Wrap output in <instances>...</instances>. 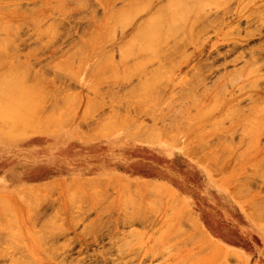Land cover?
Wrapping results in <instances>:
<instances>
[{"label": "rangeland", "instance_id": "1", "mask_svg": "<svg viewBox=\"0 0 264 264\" xmlns=\"http://www.w3.org/2000/svg\"><path fill=\"white\" fill-rule=\"evenodd\" d=\"M190 1L0 0V264H264L263 2Z\"/></svg>", "mask_w": 264, "mask_h": 264}, {"label": "bare ground", "instance_id": "2", "mask_svg": "<svg viewBox=\"0 0 264 264\" xmlns=\"http://www.w3.org/2000/svg\"><path fill=\"white\" fill-rule=\"evenodd\" d=\"M189 1H190V0H189ZM222 1H223V0H222ZM224 1H225V0H224ZM247 1H248V0H247ZM138 2H139V1H138ZM187 2H188V1H187ZM190 2H192V0H191ZM190 2H189L188 4H190ZM248 2H249V1H248ZM262 2H263V3L260 4V5H258V6H254V5H253L254 7H253V6H252V7L249 6L246 10H243V8H245V7H243V8L241 7V8H242V11H239V12L234 13L233 16L230 18L229 22L227 23V26L236 23V25H237V27H238V30L240 29V26H238V25H240V24L242 23V19H243V18H244V22H245V23H244V22H243V23L246 24L247 26L252 25V24H254V23H259L258 25H257V24L255 25V31H253V30H252V31H248V30H247V31H245V35H244V33L242 32L243 35H244L243 39L240 38L239 35H240L241 33L238 32L237 29L233 31V32L235 33V34H234V33H233V34L236 35V36L238 35V37L235 38V40H234L235 42L231 43V44H233V45H231V48H232V49H230L231 52H232V50H236L237 46H238L237 49H239V48H240V44H242V43H241L242 41H244L243 43H246V42H247V43L249 44L250 42H255V41H258V40H260V41L264 40V0H262ZM139 3H140V2H139ZM193 3H195V1H193ZM246 3H247V2H246ZM249 3H250V2H249ZM202 4H204V3H202ZM205 4H206V3H205ZM224 4H225V3H224ZM240 4H241V3H240ZM222 5H223V4H222ZM222 5H221V6H222ZM247 5H248V4H247ZM247 5H246V6H247ZM180 6H181V5H180ZM186 6H188V5H186ZM190 6H191V5H190ZM199 6H200V5H199ZM205 6L207 7V5H205ZM206 7H205V8H206ZM212 7L214 8V6H212ZM218 7H220V6H219V5H216L214 9H217ZM171 8H172V7H171ZM171 8H170V9H171ZM192 8H193V7H192ZM207 8H208V7H207ZM213 8H212V9H213ZM188 9H191V7H190V8L188 7ZM210 9H211V8H210ZM204 10H205V9H204ZM204 10H203V11H204ZM177 11H178V10H177ZM179 11H180V10H179ZM185 11H186V9L183 11L184 13H186L185 15H184V13H183L182 11H180V13H178V14H177V13H175V14H177L178 16H181V15H182L183 18H186L185 16L188 14V12H185ZM187 11H188V10H187ZM189 11H190V10H189ZM208 11H209V8H208ZM210 11H212V10H210ZM210 11H209V12H210ZM214 12H215V11H214ZM247 12H249V13L246 14ZM48 13H49V12H48ZM48 13H47V14H48ZM182 13H183V14H182ZM201 13H202V12H201ZM207 13H208V12H207ZM231 13H233V12H231ZM231 13H230V14H231ZM179 14H180V15H179ZM203 14H204V13H203ZM183 15H184V16H183ZM204 15H206V13H205ZM226 15H227L226 12H221V13H219V11H216L215 13H213V15H212L213 17H212V20H211V21H212V23H213V22L217 23V22H219V21L222 22V19L224 18V16L226 17ZM231 15H232V14H231ZM171 16H173V15H171ZM175 16H176V15H175ZM175 16H174V17H175ZM174 17H173V18H174ZM207 17H208V16L204 17L205 20H204V19H203L202 21H199V20H198V23H199V22L201 23V22L205 21L206 24H207V21H206V20H207ZM168 18H169V17H168ZM175 18H176V17H175ZM199 18H200V17H199ZM226 18H229V17H226ZM226 18H225V19H226ZM170 19H172V18H170ZM201 19H202V18H201ZM210 19H211V17H210ZM225 19H224V20H225ZM180 20H181V19H180ZM208 20H209V19H208ZM164 21H165V19H164ZM167 21H168V20H167ZM182 21H183V19H182ZM155 22H156V21H155ZM172 22H173V21H171V23H172ZM163 23H164V22H163ZM163 23H162V24H163ZM176 23H177V22H175V24H176ZM198 23H196V24H198ZM215 23H214V24H215ZM155 24H156V23H155ZM165 24H167V26H168V24H170V21H169V22H166ZM173 24H174V22H173ZM179 24H180V23H179ZM194 24H195V23H194ZM194 24H192V26H190L189 28H186V30H187V29L190 30L191 28H193ZM204 24H205V23H204ZM204 24L202 23V25H204ZM219 24L221 25V23H217V24L215 25V27H217V25L219 26ZM157 25H158V24H157ZM202 25H197V27H196V25H195V27H196V29L199 28V27H200V28H203V27L205 28V27H206V25H205V26H202ZM223 25H224V27H227V26H225L226 24H223ZM52 26H53V25H52ZM54 26H55V25H54ZM54 26H53V28H54ZM160 26H161V25H160ZM163 26H165V25H163ZM167 26H166V27H167ZM169 26H171V25H169ZM177 26L179 27V29L182 27V25H181V27H180L179 25H176V27H177ZM211 26H212V24H211ZM213 26H214V25H213ZM247 26H246V28H247ZM171 27H172V26H171ZM171 27L169 28L170 30H171ZM174 27H175V26H174ZM174 27H173V29H174ZM176 27H175V29H176ZM50 28H52V27H50ZM53 28H52V29H53ZM183 28H184V27H183ZM222 28H223V27H222ZM155 29H156V28H155ZM157 29H159V30L162 32V29H160V28H157ZM173 29H172V30H173ZM175 29H174V30H175ZM214 29H215V28H214ZM216 29H217V28H216ZM219 29H220V27H219ZM223 29H224V28H223ZM50 30H51V29H50ZM164 30H165V29H164ZM176 30L178 31V28H177ZM176 30L174 31L175 34H177V31H176ZM192 30H193V29H192ZM194 30H195V29H194ZM200 30H201V29H200ZM200 30H199V31H200ZM51 31H52V30H51ZM53 31H54V29H53ZM195 31H196V30H195ZM195 31H194V32H195ZM199 31H198V32H199ZM236 31H237V32H236ZM54 32H55V31H54ZM54 32H51V33H52V36H50V37H51L52 39H53V37H54V35H53ZM149 33H151V32H149ZM153 33H154V31L152 32V34H153ZM155 33H156V31H155ZM155 33H154V34H155ZM157 33H158V31H157ZM159 33H160V32H159ZM159 33H158V34H159ZM163 33H164V31H163ZM163 33H162V34H163ZM171 33H172V31H171ZM180 33H182V32H180ZM180 33H179V36H181ZM187 33H188V32H187ZM189 33H190V32H189ZM236 33H237V34H236ZM96 34H98V33H96ZM96 34H95V35H96ZM152 34H151V35H152ZM154 34H153V35H154ZM158 34H156V35H158ZM199 34H200V33H199ZM219 34H221V33L219 32ZM228 34H229V33H228ZM92 35L94 36L93 33H92ZM160 35H161V33H160ZM164 35H165V34H164ZM166 35H167V34H166ZM182 35H183V33H182ZM188 35H189V34H188ZM234 35H233V36H234ZM41 36H42V35H41ZM96 36H97V35H96ZM241 36H242V35H241ZM43 37H44V36H43ZM47 37H48V36H47ZM50 37H49V38H50ZM89 37H90V36H89ZM155 37H156V36H155ZM162 37H163V36H162ZM191 37H192V36H191ZM49 38H48V40L51 41V39H49ZM91 38H92V36H91ZM176 38H177V36H176ZM179 38H180V37H178V39H179ZM216 38H217V37H216ZM157 39H158V38H157ZM160 39H161V38H160ZM162 39H164V38H162ZM223 39H224V38H223ZM231 39H232V37H231ZM6 40H7V39H5V41H6ZM93 40H94V39H93ZM149 40H150V39H149ZM174 40H175V39H174ZM174 40H173V41H174ZM226 40H227V39H226ZM3 41H4V40H3ZM153 41L156 42V39H155V40L153 39ZM176 41H177V40H176ZM176 41H174V42H176ZM238 41L240 42V44H237ZM163 42H165V41H163ZM6 44L9 45V42L6 43ZM147 44H148V43H147ZM177 44H178V43H177ZM177 44H174L175 47H176ZM180 44H182V43H180ZM183 44H184V43H183ZM92 45H93V44H92ZM178 45H179V44H178ZM184 45H185V44H184ZM213 45H214V44H213ZM228 45H229V44H228ZM242 45H243V44H242ZM9 46H10V45H9ZM84 46H86V45H84ZM152 47H153V46H152ZM183 47H184V46H183ZM216 48L218 49L217 46H216ZM180 49H181V48H180ZM157 50H158V49H157ZM236 51H237V50H236ZM236 51H235V52H236ZM252 51H253V52H250V53H251V54H250V56H251V61H252L253 63L257 61V62H256V65H257V63L259 64L258 60L261 59L262 57H264V45H261V44L259 45V44H258V47L256 48V50L254 49V50H252ZM234 60H235V59H234ZM261 60H262V59H261ZM245 61H246V60H245ZM247 61H250V60H247ZM252 62H251V63H252ZM254 64H255V63H254ZM202 65H203V64H202ZM252 65H253V64H252ZM259 65H260V64H259ZM263 65H264V63H262V65H260V66H263ZM205 66H206V65L204 64V67H205ZM250 67H252V66L250 65ZM256 67H257V66H256ZM256 67H255V69H256ZM21 68H22V67H21ZM247 68H248V67H247ZM257 68H258V70H256V71L258 72L260 68H259V66H258ZM24 69H25V68H23V70H24ZM241 69H242V68H241ZM253 69H254V68H252L251 70H253ZM238 70H240V69H237V72H238ZM235 71H236V70H235ZM22 72H23V71H22ZM25 72H26V71H25ZM251 72H252V71H251ZM254 73H255V72H254ZM2 74H3V73H2ZM2 74H1V75H2ZM14 74H16V73H14ZM28 74H29V72H28ZM252 74H253V73H252ZM29 75H30V74H29ZM258 75H259V74H258ZM8 76H9V75H8ZM8 76H7V79H8L10 76H12V75H10L9 77H8ZM0 77H2V76H0ZM13 77H15V75H14ZM19 77H21V75H20ZM27 77H28V76H27ZM3 78H4V77H3ZM30 78H31V77H30ZM30 78H29V79H30ZM14 79H15V78H14ZM2 80H3V79H2ZM30 80H31V79H30ZM1 82H2V81H1ZM257 82H258V81H257ZM257 82H256V86H257V84L259 85V82H258V83H257ZM26 83H30L29 80H28ZM6 84H7V83H6ZM28 85H29V84H28ZM23 86H24V85H23ZM36 88H38V87H35V89H36ZM263 88H264V87H263ZM239 89H240V88H239ZM243 89H244V88H243ZM262 90H263V89H262ZM46 93H47V92H46ZM44 94H45V93H44ZM42 104H43V102H42ZM39 112H40V111H39ZM41 112H42V111H41ZM42 113H44V112H42ZM114 118H115V117H114ZM110 120H111V119H110ZM114 120H116V118H115ZM41 121H42V120H41ZM263 121H264V118H262V122H263ZM259 122H260V121H259ZM42 123H43V121H42ZM44 123H45V122H44ZM51 123H54V122L51 121ZM104 123H106V121H105ZM108 123H109V122H108ZM108 123H107V124H108ZM119 124H120V122H119ZM250 124H251V123H250ZM50 125H51V126H49V124H48V126L51 128V127L54 126L55 124H54V125H53V124H50ZM99 125H100V123H99ZM109 125H110V123H109ZM261 125H263V123H262ZM110 126H113V125H112V122H111V125H110ZM263 126H264V125H263ZM30 127H31V126H30ZM49 127H48V129H50ZM108 127H109V126H108ZM113 127H115V126H113ZM40 128H41V126H40ZM52 128H53V127H52ZM99 130H100V129H99ZM12 132H13V131H12ZM99 134H100V133H99ZM102 135H103V134H102ZM50 185H51V184H50ZM51 186H52V185H51ZM55 186H56V185H55ZM56 187H57V186H56ZM56 187H55V189H56ZM34 188H35V187H34ZM129 188H130V187H129ZM50 189H51V188H50ZM52 189H53V188H52ZM33 190H35V189H33ZM56 190H57V189H56ZM152 190H154V189H152ZM129 191H130V190H129ZM131 191H133V192H131ZM131 191H130V192L133 194V193H134V189L131 188ZM154 191L157 192L156 190H154ZM154 191H153V192H154ZM32 192H34V191H32ZM36 192H37V191H36ZM135 192H137V189H136ZM30 193H31V192H29L28 194H30ZM34 193H35V192H34ZM137 193H138V192H137ZM132 194H131V195H132ZM157 194H158V192H157ZM21 195H22V194H21ZM33 195H34V194H33ZM33 195H31V198H32ZM134 195H137V194L134 193ZM134 195H133V196H134ZM26 196H28L27 193H26ZM26 196H25V197H26ZM23 197H24V196H23ZM25 197H24V198H25ZM28 197H29V196H28ZM131 197H132V196H131ZM138 197H139V196H135V198H134L133 200H134V201H135V200L137 201V200H138ZM20 198L22 199V196H20ZM24 198H23V200H24ZM26 198H27V197H26ZM26 198H25V199H26ZM136 198H137V199H136ZM27 199H28V198H27ZM27 199H26V200H27ZM26 200H25V201H26ZM140 200H142V199H140ZM2 201H3V200H2ZM2 201H0V203H1ZM27 201H29V200H27ZM26 203H27V202H26ZM134 203H135V202H134ZM2 204H3V203H2ZM27 204H28V203H27ZM28 205H29V204H28ZM136 205H137V204H136ZM259 205H260V204H259ZM261 205H263V203H262ZM261 205H260V207H261ZM0 207H1V206H0ZM260 207H259V208H260ZM263 207H264V206H263ZM32 210H33V209H32ZM259 210H260L261 212L264 211L263 209H262L263 211H262L261 209H259ZM259 210H258V211H259ZM141 211H142V210H141ZM141 211H140V212H141ZM260 211H259V212H260ZM256 213H257V212H256ZM141 214H142V213H141ZM263 214H264V213H263ZM254 215H255V214H254ZM256 215H257V214H256ZM260 215H261V214H260ZM15 226H16V225H15ZM48 230H49V229H48ZM54 232H55V231H54ZM52 233H53V232H52ZM56 233H57V232H56ZM54 234H55V233H54ZM1 237H2V236H1ZM1 237H0V238H1ZM1 240H3V239L1 238ZM47 240H48V239H47ZM187 240H188V239H187ZM194 240H195V239H194ZM189 241H190V240H189ZM189 241H188V242H189ZM44 242H46V241L44 240ZM48 242H49V241H48ZM48 242L46 243L47 245H48ZM185 242H186V241H185ZM1 243H2V241H0V245L2 246ZM181 243H182V242H181ZM190 243H192V242L190 241ZM183 245H184V244H183ZM189 245H190V244H189ZM49 246H50V245H49ZM49 246H48V247H49ZM204 248H205V250L207 251L209 247H208L207 249H206V247H204ZM0 249H1V247H0ZM49 249H50V248H49ZM1 250H2V249H1ZM50 250H51V249H50ZM202 250L204 251V249H202ZM3 252H4V251H3ZM201 252H202V251H201ZM201 252H199V253H201ZM202 253H203V252H202ZM222 253H223V252H222ZM0 254H2V253H0ZM196 254H197V253H196ZM0 256H1V255H0ZM24 256H26V255H24ZM28 256H29V255H28ZM21 257H23V256H21ZM54 257H55V256H54ZM191 258H192V257H191ZM191 258H190V259H191ZM221 260H222V259H221ZM212 261H213V260H212ZM24 263L27 264V261L24 262ZM28 264H30V262H29ZM209 264H210V263H209ZM228 264H229V263H228Z\"/></svg>", "mask_w": 264, "mask_h": 264}, {"label": "crops", "instance_id": "3", "mask_svg": "<svg viewBox=\"0 0 264 264\" xmlns=\"http://www.w3.org/2000/svg\"><path fill=\"white\" fill-rule=\"evenodd\" d=\"M202 238H203L202 244L199 245V247L197 248V250H195V249L193 250L194 256H195L196 253L197 254H202V258H201L200 262H198V264H206V263H208V261L210 262V259L209 258L211 256H210V254L209 255L206 254L208 250H210L209 253L210 252H213V251H219V252H221V250H223L224 252L226 251V248L227 247L224 245V243L222 242V240L217 239V238H215L214 236H212L210 234H204ZM204 247H206V249L208 247L209 248L206 251ZM202 249H204V251ZM199 252H201V253H199ZM220 258H221V256H218L217 260L220 259Z\"/></svg>", "mask_w": 264, "mask_h": 264}]
</instances>
